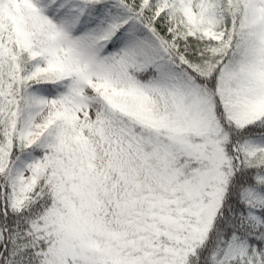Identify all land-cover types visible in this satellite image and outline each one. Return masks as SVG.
Here are the masks:
<instances>
[{
  "label": "snow or ice",
  "instance_id": "6c2138e0",
  "mask_svg": "<svg viewBox=\"0 0 264 264\" xmlns=\"http://www.w3.org/2000/svg\"><path fill=\"white\" fill-rule=\"evenodd\" d=\"M0 264H264V0H0Z\"/></svg>",
  "mask_w": 264,
  "mask_h": 264
}]
</instances>
